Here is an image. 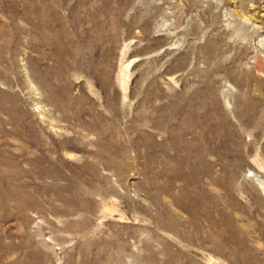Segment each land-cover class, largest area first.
Wrapping results in <instances>:
<instances>
[{
  "label": "rangeland",
  "instance_id": "374dc122",
  "mask_svg": "<svg viewBox=\"0 0 264 264\" xmlns=\"http://www.w3.org/2000/svg\"><path fill=\"white\" fill-rule=\"evenodd\" d=\"M239 68L264 110V0H0V264H264Z\"/></svg>",
  "mask_w": 264,
  "mask_h": 264
},
{
  "label": "bare ground",
  "instance_id": "6f19581e",
  "mask_svg": "<svg viewBox=\"0 0 264 264\" xmlns=\"http://www.w3.org/2000/svg\"><path fill=\"white\" fill-rule=\"evenodd\" d=\"M225 45L223 46V42L219 45L218 43L215 44L214 42H209L208 45L204 48L205 49V52L207 54V59L209 58H215L217 57L218 55L224 53L225 51ZM214 60V59H213ZM217 61V60H216ZM219 61V60H218ZM213 62V61H212ZM229 64V63H227ZM231 64V63H230ZM229 64V65H230ZM260 66V65H258ZM221 67L218 63H215L213 64L212 68H211V71L214 73L216 70H219ZM258 69V68H257ZM255 70V69H254ZM261 70V69H260ZM259 71V70H258ZM228 72V71H227ZM226 72V73H227ZM256 72V71H255ZM210 73V72H209ZM238 73L239 74H242L243 76V81L242 83H239L236 87H237V91H236V94L235 93H229L231 95V99L234 100V103H233V106L231 108V113L233 112L235 114V116H237L238 118L240 117H246V116H258L259 119L261 118H264L263 116V113H264V110L262 109H259L258 110V104L257 102L254 100L255 99V95L253 93V85L251 84L250 80L253 79L254 77H252V75L250 74V72L247 70V69H242V68H239L238 70ZM210 77V75H209ZM237 81V80H236ZM207 82V81H206ZM212 83V82H211ZM257 83V82H255ZM262 83V82H261ZM259 83L258 81V84H261ZM264 83V82H263ZM262 83V84H263ZM260 87V86H259ZM206 90H208V88H206ZM257 90V89H256ZM259 90H261L262 92H259L260 95H262V93H264V87L263 85L259 88ZM258 90V91H259ZM212 91V90H211ZM205 92V91H204ZM256 92V91H255ZM209 93V92H208ZM211 94V93H210ZM208 94V95H210ZM221 96H223L224 98H227V94L224 92V93H221ZM207 97V96H206ZM209 97H207L208 99ZM206 98H204V117H209L213 114L212 112V109L215 110L217 109L218 110V106H219V111H218V115L220 116V114L224 115V121L225 120H228L229 119V111L227 110L228 108L225 107L221 101H220V104L216 107L213 103L214 100H210L208 102ZM210 99V98H209ZM218 99V98H217ZM207 100V102H206ZM216 100V99H215ZM263 101V100H262ZM215 102V101H214ZM261 102V101H260ZM218 103V102H217ZM214 106H215V109H214ZM259 107L260 104H259ZM264 108V106H263ZM255 117V116H254ZM253 119V118H252ZM257 120V119H256ZM243 121V120H242ZM244 123V122H243ZM247 124V122H245ZM223 124V123H222ZM251 125V124H249ZM263 125V124H262ZM226 126V125H225ZM264 195V194H263Z\"/></svg>",
  "mask_w": 264,
  "mask_h": 264
},
{
  "label": "water",
  "instance_id": "95a60500",
  "mask_svg": "<svg viewBox=\"0 0 264 264\" xmlns=\"http://www.w3.org/2000/svg\"><path fill=\"white\" fill-rule=\"evenodd\" d=\"M264 194V193H263Z\"/></svg>",
  "mask_w": 264,
  "mask_h": 264
}]
</instances>
